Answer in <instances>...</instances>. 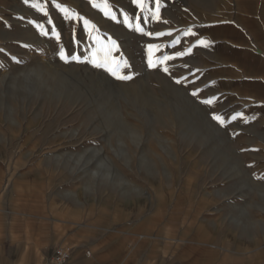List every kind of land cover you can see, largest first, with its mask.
I'll use <instances>...</instances> for the list:
<instances>
[{
  "label": "crops",
  "instance_id": "crops-1",
  "mask_svg": "<svg viewBox=\"0 0 264 264\" xmlns=\"http://www.w3.org/2000/svg\"><path fill=\"white\" fill-rule=\"evenodd\" d=\"M145 7L133 0H0V72L19 59H52L45 54L57 34L88 36L91 47H102L139 26L142 43L178 57L181 92L195 116L216 127L219 116L229 142L240 138V146L187 150L183 196L106 204L55 191V222L32 186L17 187L0 200V264H45L64 245L72 247L70 264H264V0H146ZM77 17L88 28L83 33L53 31ZM209 153L228 159L219 164L204 158ZM241 204L258 210L245 207L240 216Z\"/></svg>",
  "mask_w": 264,
  "mask_h": 264
},
{
  "label": "rangeland",
  "instance_id": "rangeland-1",
  "mask_svg": "<svg viewBox=\"0 0 264 264\" xmlns=\"http://www.w3.org/2000/svg\"><path fill=\"white\" fill-rule=\"evenodd\" d=\"M66 21L55 32L88 29L78 17ZM128 32L127 39L112 37L116 42L102 47H91L88 36L75 41L55 35L45 54L52 59H19L0 72L1 202L11 190L32 186L45 218L55 222V191L64 199L103 198L106 204L183 196L187 150L240 146V138L230 143L220 128L227 125L195 116L181 92L185 78L178 57L165 60L158 45L142 43L135 29ZM149 45L158 50L150 53ZM93 59L107 60L118 75L130 78L118 79ZM204 158L219 164L228 159L210 153ZM245 207L258 210L241 204L237 214Z\"/></svg>",
  "mask_w": 264,
  "mask_h": 264
},
{
  "label": "snow or ice",
  "instance_id": "snow-or-ice-1",
  "mask_svg": "<svg viewBox=\"0 0 264 264\" xmlns=\"http://www.w3.org/2000/svg\"><path fill=\"white\" fill-rule=\"evenodd\" d=\"M156 2H157V5H158V4H159V0H156ZM25 3H29V0H25ZM133 3H135L138 7H140L142 11H143V10H146V7H145V6H146V0H133ZM31 6L34 7V8H36V7H37V4H36V3H32ZM57 7H60V6L57 5ZM105 7L107 8V4H105ZM39 10L42 11V9H39ZM61 10H62L63 12H65V14H67V11H68L67 9H61ZM105 14H106V15L108 14L107 11H106ZM45 15H47V13H45ZM157 16H158V14H157ZM113 18H114V17H113ZM126 22H127V18H126ZM87 23H88V22L85 21V24H87ZM93 27H94V26H93ZM136 30H137V31H142V29H140L139 26H137V29H136ZM53 31H55V30L53 29ZM42 34L47 35V32H43ZM158 35H159V34H158ZM193 35H194V34H193ZM57 39H59L58 34H57ZM201 43H203V41H201ZM153 48H157V50H158V47H157V46L149 45L150 53H151V51L153 50ZM61 58H62V59H65L66 61H67V59H68V57H66V56L63 54V51L61 52ZM169 58H170V57H165L164 59L167 60V59H169ZM71 59L78 60L79 58H78V57H71ZM92 63H93V65H94L95 67H98V68H99V67H104L107 71H109V72L112 73L113 75H116L118 79H129V78H130V77H127V76H120V75H118V74L114 71L113 67L109 65V63H108L107 60H105V62L102 64V63H100L99 61L93 59ZM152 63H153V61H152V59H151V55H150V57H149V64L152 65ZM161 63H163V61H161ZM125 66H127V65H126V62H125ZM165 70H166V69H165ZM205 103H210V101H205ZM213 119H215V120H217L218 122H220L221 124H223V120H222L219 116H214ZM233 119H235V117H233Z\"/></svg>",
  "mask_w": 264,
  "mask_h": 264
},
{
  "label": "built area",
  "instance_id": "built-area-1",
  "mask_svg": "<svg viewBox=\"0 0 264 264\" xmlns=\"http://www.w3.org/2000/svg\"><path fill=\"white\" fill-rule=\"evenodd\" d=\"M71 257L72 247L69 245L60 246L46 259L45 264H70Z\"/></svg>",
  "mask_w": 264,
  "mask_h": 264
}]
</instances>
